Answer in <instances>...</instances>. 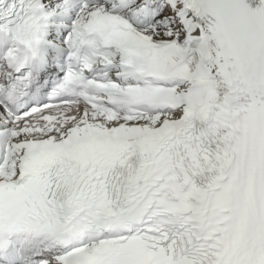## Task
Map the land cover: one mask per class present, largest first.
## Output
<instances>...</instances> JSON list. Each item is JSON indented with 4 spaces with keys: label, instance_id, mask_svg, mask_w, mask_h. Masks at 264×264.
Here are the masks:
<instances>
[{
    "label": "snow or ice",
    "instance_id": "obj_1",
    "mask_svg": "<svg viewBox=\"0 0 264 264\" xmlns=\"http://www.w3.org/2000/svg\"><path fill=\"white\" fill-rule=\"evenodd\" d=\"M0 264H264V0H0Z\"/></svg>",
    "mask_w": 264,
    "mask_h": 264
}]
</instances>
